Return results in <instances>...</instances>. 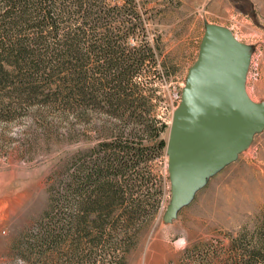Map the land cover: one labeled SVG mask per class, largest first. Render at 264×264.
I'll use <instances>...</instances> for the list:
<instances>
[{
    "label": "rangeland",
    "instance_id": "rangeland-1",
    "mask_svg": "<svg viewBox=\"0 0 264 264\" xmlns=\"http://www.w3.org/2000/svg\"><path fill=\"white\" fill-rule=\"evenodd\" d=\"M133 1L128 11L141 24L139 41L130 45L147 42L154 56L136 77L138 96L123 116L105 112L101 103L79 119L40 101L0 104V264H198L264 215V129L170 221L164 219L170 199L167 156L153 150L147 167L138 165L135 179L126 178L122 206L89 214L63 208L58 197L68 170L76 161L91 166L100 144L167 141L168 129L159 139L155 129L160 120L169 126L207 24L229 28L249 47L245 90L264 103V0ZM8 94L0 90V96ZM161 186L163 201L155 203ZM88 190L90 200H99L93 186Z\"/></svg>",
    "mask_w": 264,
    "mask_h": 264
},
{
    "label": "trees",
    "instance_id": "trees-1",
    "mask_svg": "<svg viewBox=\"0 0 264 264\" xmlns=\"http://www.w3.org/2000/svg\"><path fill=\"white\" fill-rule=\"evenodd\" d=\"M131 2L0 0V90L9 92L0 96V104L40 101L77 119L89 117L91 109L102 104L105 112L123 116L137 99L136 77L154 56L147 42L130 45L132 40L139 41L137 28L141 24L140 18L128 11L134 6ZM167 129V123L160 120L154 137L159 139ZM166 142L160 138L148 146L128 138L100 144L91 166L76 161L68 170L58 197L63 208L69 206L66 210L71 208V214H89L94 208L110 211L122 206L126 178L137 176V166H146L154 157L152 150L164 155ZM92 186L97 201L90 200L88 189ZM163 194L161 186L154 202L161 203ZM129 204L134 207L133 201ZM256 218L251 228L229 236L220 253L211 250L198 264H264V215ZM58 229L61 234L62 228ZM100 241L101 235L93 246Z\"/></svg>",
    "mask_w": 264,
    "mask_h": 264
},
{
    "label": "water",
    "instance_id": "water-1",
    "mask_svg": "<svg viewBox=\"0 0 264 264\" xmlns=\"http://www.w3.org/2000/svg\"><path fill=\"white\" fill-rule=\"evenodd\" d=\"M249 63V47L229 28L206 25L169 123L166 221L264 129V103L251 100L245 90Z\"/></svg>",
    "mask_w": 264,
    "mask_h": 264
},
{
    "label": "built area",
    "instance_id": "built-area-1",
    "mask_svg": "<svg viewBox=\"0 0 264 264\" xmlns=\"http://www.w3.org/2000/svg\"><path fill=\"white\" fill-rule=\"evenodd\" d=\"M254 77H255V78L258 77V72L255 73ZM180 95H181V93L179 92V93H177V95H176V97H175L176 105H177V104L179 103V101H180Z\"/></svg>",
    "mask_w": 264,
    "mask_h": 264
}]
</instances>
